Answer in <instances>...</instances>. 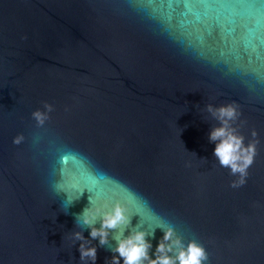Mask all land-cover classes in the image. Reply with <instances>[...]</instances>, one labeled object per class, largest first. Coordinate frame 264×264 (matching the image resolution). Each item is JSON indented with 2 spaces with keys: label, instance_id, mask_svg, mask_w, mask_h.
Instances as JSON below:
<instances>
[{
  "label": "water",
  "instance_id": "95a60500",
  "mask_svg": "<svg viewBox=\"0 0 264 264\" xmlns=\"http://www.w3.org/2000/svg\"><path fill=\"white\" fill-rule=\"evenodd\" d=\"M184 2L0 0V264H82L71 233L90 193L65 214L57 183L172 225L209 264H264V6ZM208 104L238 105L233 126L259 140L241 187L213 156Z\"/></svg>",
  "mask_w": 264,
  "mask_h": 264
},
{
  "label": "clouds",
  "instance_id": "9594fccd",
  "mask_svg": "<svg viewBox=\"0 0 264 264\" xmlns=\"http://www.w3.org/2000/svg\"><path fill=\"white\" fill-rule=\"evenodd\" d=\"M44 109V111L37 109L32 113L38 127L45 124L53 106L45 103ZM206 110L219 122L218 127H212L208 132V141L215 145L213 156L220 166L228 168L233 176L238 174V179L231 183V187H241L247 182L248 169L254 162L259 140L253 139L252 142L245 144V138L238 134L236 127L233 126L241 116L238 105L226 104L216 107L208 104ZM257 135L253 130L252 137L256 138ZM23 140L24 136L21 134L13 138V143L20 144ZM38 140L39 137H34L33 142L37 143ZM53 191L57 196L61 194L66 196L62 201L65 214L85 192L90 193L88 206L75 214V223L82 230L71 233L73 244L80 241L78 250L82 264L89 262L96 264L97 247L92 243L94 240L98 241L100 246H109L112 256L106 264H209V253L205 247L196 241L184 245L179 237L174 239L175 230L170 224L158 222L151 229L137 227L129 219L125 205L117 203L109 209L103 205L93 204V193L87 187L78 190L79 194L71 197L60 183L53 185ZM85 228L88 230V237L83 234ZM156 229H160L163 235L152 251V239H155ZM112 241H115V246H112Z\"/></svg>",
  "mask_w": 264,
  "mask_h": 264
},
{
  "label": "snow or ice",
  "instance_id": "6c2138e0",
  "mask_svg": "<svg viewBox=\"0 0 264 264\" xmlns=\"http://www.w3.org/2000/svg\"><path fill=\"white\" fill-rule=\"evenodd\" d=\"M264 6V0H258ZM255 7V0H185L184 7L189 11L193 9L232 8L236 6ZM171 6V5H170ZM199 15V13H197Z\"/></svg>",
  "mask_w": 264,
  "mask_h": 264
}]
</instances>
